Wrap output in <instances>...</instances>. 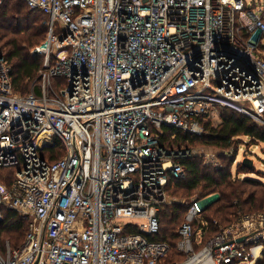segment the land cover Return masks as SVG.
Returning a JSON list of instances; mask_svg holds the SVG:
<instances>
[{
  "label": "built area",
  "instance_id": "1",
  "mask_svg": "<svg viewBox=\"0 0 264 264\" xmlns=\"http://www.w3.org/2000/svg\"><path fill=\"white\" fill-rule=\"evenodd\" d=\"M23 1L49 28L37 51L40 94L14 91L0 53V168L14 169L0 179V220L5 210L29 220L21 245L0 248V264H264V210L211 223L195 197L178 228L184 259L168 262L170 243L152 239L190 155L162 145L164 126L203 135L219 107L264 126V7Z\"/></svg>",
  "mask_w": 264,
  "mask_h": 264
},
{
  "label": "trees",
  "instance_id": "2",
  "mask_svg": "<svg viewBox=\"0 0 264 264\" xmlns=\"http://www.w3.org/2000/svg\"><path fill=\"white\" fill-rule=\"evenodd\" d=\"M49 17L43 12L31 10L23 0H5L0 5V45L7 47L5 58L11 67L14 91L21 95L32 92L41 93L40 71L44 68L45 55L34 54L33 49L41 46L47 39ZM33 84V91L28 92ZM219 123L206 120V132L203 135L188 133L180 128L164 126L161 143L170 149H188L195 142L211 145L218 150L221 159H228L226 165L211 168L203 164L197 157L187 155L180 158L186 167L184 179H170L167 194H179L177 189L192 193L198 190L200 199H206L204 217L213 223L218 220L227 225L234 220L238 212L264 210V182L246 176L258 171L254 165L249 167L239 162L236 166L239 145L243 136L249 138V146L255 142H264V126L254 119L228 107H219ZM175 135V137H173ZM60 144L55 145L51 157L56 159L63 155ZM233 154H226L228 150ZM55 153V154H54ZM228 155L227 157H225ZM233 166L236 170L233 171ZM4 174L14 175L11 167L0 168V179ZM241 175L245 177L241 178ZM9 184L10 180H6ZM255 186H259L255 188ZM177 188V189H176ZM187 205L180 203L163 204L159 217V232L152 237L154 240L169 242L172 249L168 262L182 260L185 255L177 248L180 240L178 228L185 220ZM29 230V220L15 211L5 210L0 220V248L6 241L13 247L21 245ZM214 225L205 240L214 234ZM263 264V263H261Z\"/></svg>",
  "mask_w": 264,
  "mask_h": 264
},
{
  "label": "rangeland",
  "instance_id": "3",
  "mask_svg": "<svg viewBox=\"0 0 264 264\" xmlns=\"http://www.w3.org/2000/svg\"><path fill=\"white\" fill-rule=\"evenodd\" d=\"M248 6H255V8L259 9L260 6L264 7V0H245ZM40 46H37L33 49L34 54H43V53H38V48ZM7 51V47H1L0 45V53H2L5 56V53ZM257 53L259 55H263L264 57V39L261 42V46L258 48ZM42 81L38 82L41 83ZM33 91V84L31 88L29 87L28 92ZM217 117L214 119V124L219 123V116L220 112L218 110L217 112ZM246 142H249V138L247 136H243L242 140L239 145V150H238V155L236 158V163L234 166H236L239 162L243 161L246 157H249L253 160L254 162V167L261 172H253L254 174H249L246 176H251L253 178H257L258 180H261L264 182V142H255L253 145L249 146ZM183 150H189L190 155H193L197 157L200 161L203 162V164L210 166L211 168L220 167L221 164L224 166L228 163V159H221L220 155L221 153L216 150L213 146L203 144L201 142H195L189 146L188 149H185L184 147ZM234 150V149H233ZM233 150L229 149L226 154L232 155ZM226 155L225 157H227ZM233 166V171L236 170V167ZM245 177V175H241V178ZM259 186H255V188H258ZM177 189V188H176ZM179 194H168V203H180L183 205H186L188 201L191 199L198 197L200 198L202 195L200 191L194 190L192 193H189L188 191H184L183 189H177ZM206 202L203 200V203ZM206 205V203H204ZM256 211V210H255ZM251 212V211H249ZM144 222V220L142 221Z\"/></svg>",
  "mask_w": 264,
  "mask_h": 264
},
{
  "label": "water",
  "instance_id": "4",
  "mask_svg": "<svg viewBox=\"0 0 264 264\" xmlns=\"http://www.w3.org/2000/svg\"><path fill=\"white\" fill-rule=\"evenodd\" d=\"M243 163L249 167H253L254 165V162L251 158L249 157H246L244 160H243Z\"/></svg>",
  "mask_w": 264,
  "mask_h": 264
}]
</instances>
